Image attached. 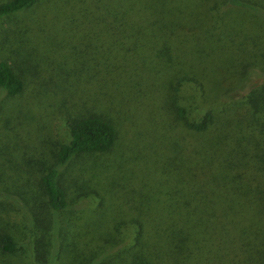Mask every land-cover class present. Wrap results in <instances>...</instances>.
<instances>
[{"label":"trees","instance_id":"obj_1","mask_svg":"<svg viewBox=\"0 0 264 264\" xmlns=\"http://www.w3.org/2000/svg\"><path fill=\"white\" fill-rule=\"evenodd\" d=\"M39 1L45 0L2 1L0 20L28 10ZM47 3H53L52 8L45 9L50 13H59V4L67 9L68 22L63 31L69 35L66 39L70 42L66 43L74 50V57L70 60L72 66L65 68L61 60L50 63L52 50L47 49L33 106L47 110L44 96L51 89L70 95L60 97V101L69 100L76 112L63 115L57 108L66 124L62 138L46 151L45 167L38 176L39 204L32 211L35 220L30 219L32 225L35 223L30 264L36 263V252L47 243L52 246L47 264H52L58 254L59 213L68 207L61 170L82 157L116 151L123 134L117 127L118 119L127 125L128 118L131 127L128 116L136 113L148 117L146 128L158 132L159 127L163 153L153 155L144 174L152 182L151 191L124 189L120 182L125 175L122 169H111L105 177L104 183L110 187L108 196L114 198L120 188L123 191L117 200L136 211L129 213L136 239L128 248L131 252L124 250L122 264H198L200 241L213 235H217L219 264H264V234L256 230V224L264 223V183L252 193L254 178L235 173L237 167L244 174L248 170L246 156H251L248 159L255 165L264 164V152L261 164L252 160L257 154L252 153L264 143V84L253 82L264 76V0ZM42 5L47 6L46 1ZM76 36L77 49L73 42ZM68 77L73 78V84H67ZM63 82L68 87L66 92ZM79 82L81 86H77ZM24 89L23 76L0 60V105L2 96L15 97ZM148 102L153 106H147ZM212 103L221 107L218 116L211 108L201 113ZM159 111L163 114L158 115ZM165 113L170 116L168 122L162 119ZM107 166L108 162H101L100 173L109 170ZM3 194L13 203L20 202L14 193ZM136 195L144 196L143 205L150 204L155 196L170 198V213L161 221L169 229L157 228L159 214L148 206L141 211L133 204L139 198L133 199ZM105 206L97 217L100 221L104 213L109 214L104 229H92V216L85 241L94 243V236L104 231L112 242V254L119 249L115 236L124 237V243L129 236L127 230L120 235L118 225L112 226L113 215L123 213L120 205ZM201 224L203 234L198 230ZM16 253L13 237L1 231L0 254L13 257Z\"/></svg>","mask_w":264,"mask_h":264},{"label":"rangeland","instance_id":"obj_2","mask_svg":"<svg viewBox=\"0 0 264 264\" xmlns=\"http://www.w3.org/2000/svg\"><path fill=\"white\" fill-rule=\"evenodd\" d=\"M2 1L5 0H0V2ZM45 1L47 6L44 7L42 4ZM45 1H39L28 10L0 20V60L8 63L18 74H21L25 85L22 94L11 98L2 96L0 105V232L10 234L17 245V253L13 257L0 254V264H30V239L32 229L35 230V223L32 225L30 219L35 220L32 211H34V205L39 204L38 176L45 167L46 151L57 143L64 134L66 123L63 122L59 110L63 115L68 112L70 116L73 113L75 115L76 112L69 100L60 101L63 97L69 98L70 95L61 94L51 89L47 91V85L44 86V91H47L44 96V105L47 110L43 106L42 109L41 106L38 109L33 106L41 84L38 73L41 70L40 67L45 65L47 49L52 50L49 57L50 63L61 60L65 68L66 66H72L70 60H73L74 57V50L68 48L66 43V41H69L66 39L69 35L63 31L68 22L66 18L67 9L59 4V13L58 11L57 13L47 12L45 11L46 7L52 8L53 3ZM42 13H45L44 17H41ZM52 23L54 24L52 25ZM52 33L55 34L54 37ZM73 42L76 44L77 49L79 38L74 37ZM55 43H59L58 47L57 44L54 46ZM87 56L89 55L86 54V61H88ZM253 82L260 85L264 84V76L253 79ZM57 83L59 84V82ZM73 83V78L68 77L67 84L71 85ZM82 85L85 89L88 87ZM77 86H81V82ZM62 87L66 92L68 87L65 82L62 83ZM251 88L257 89L253 86ZM147 106H153V102H148ZM207 108H211L218 116L221 107L212 103L206 105L201 113ZM41 112H46L48 115L46 117L40 116ZM161 114L163 113L159 111L158 115ZM219 116H222V113ZM35 117L36 119L33 122ZM128 117L132 119L131 127L128 126L130 125L128 118L126 119L127 123L124 121L127 125H122V122L118 119L117 127L120 132L123 131V134L119 138V147L116 151L114 150L100 157H82L61 170L68 207L65 211L59 213L60 225L58 224V227L60 228L57 233L59 249L58 254L56 253L57 255L53 258L52 264H122V260L125 259L124 250L131 252L128 248L136 239L133 236L135 233L133 230L136 227L129 224L132 217L129 213H136V211H133L131 207L128 208L127 205L125 206L123 201L117 200V197L123 191L120 188L119 193L114 198H110L107 194L110 187H106L104 180L111 169L114 172H119L122 169L123 172L125 171V175L120 178V182L125 185L124 189L126 187L134 188L140 193L143 190L151 191L149 185H152V182L146 180L144 174L153 155L163 153V145L160 139L159 127L157 130L160 134L155 132L154 129L146 128L148 117L137 115V113L134 117L131 115ZM157 119L158 122H161V118L157 117ZM162 119L168 122L170 116L165 113ZM230 122H233V118L230 119ZM147 133H150V135ZM212 148L214 147L212 146ZM254 152L252 155L257 154L252 160L259 162L263 158L264 143L259 146V149L256 148ZM248 158L251 159V156H246L249 161L246 173H242V169L239 167L236 168L235 173L239 172L254 178V190L252 192L254 193L258 189L257 185L259 187V184L264 183V164L259 162L260 166L255 165ZM103 161L108 162L107 167H109V170H106L104 174L100 173L99 167ZM4 192L14 193L21 203H13L6 199ZM136 198L138 199L133 204L139 206L141 211L143 206L146 205L150 208V211L159 214L158 217L161 220L157 228L166 227L169 229L168 225L163 224L161 221L166 213H170V198L155 196L150 204L145 202V205L142 204L144 196L136 195L133 197V199ZM132 202L130 201V204ZM110 204L120 205V210L123 211L121 214H112L115 220L112 226L117 227L118 225L120 235L127 230L129 236L126 237L127 241L125 243L124 237L115 236V238L117 237V243H119V249L112 254H110L112 251H109V249H112L110 248L112 242H109V236L105 235L104 231H100L94 236V243L91 244L85 241V236L90 228L88 221L92 219V216L95 217V220L92 219L93 221L90 222V224L93 223L92 229L96 230L98 228L99 231L100 226L104 229L103 222L108 220L109 214L104 213L99 221L97 218L100 216L98 211L103 208V205L110 207ZM26 209L29 210V215H27ZM115 209H117V206L114 207V212H117ZM137 218L143 219L141 217ZM111 219L109 217V220ZM120 222L121 224H119ZM202 224L198 227V230L202 231L201 234L205 232ZM212 230L215 231V229ZM256 230L259 231L260 235L264 234V223L256 224ZM36 235L37 231L33 239L36 238ZM208 239L205 242L200 241L202 245L197 253V257L200 259L199 263L219 264L216 248L217 235H213ZM122 243H124L123 247H121ZM149 251L153 252L154 248L150 247ZM51 253L52 246L47 243L39 253L36 252L39 257H37L36 263L33 262V264H47L51 260Z\"/></svg>","mask_w":264,"mask_h":264}]
</instances>
